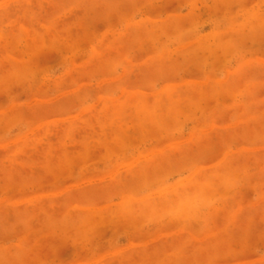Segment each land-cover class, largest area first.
I'll list each match as a JSON object with an SVG mask.
<instances>
[{
	"label": "rangeland",
	"instance_id": "1",
	"mask_svg": "<svg viewBox=\"0 0 264 264\" xmlns=\"http://www.w3.org/2000/svg\"><path fill=\"white\" fill-rule=\"evenodd\" d=\"M0 264H264V0H0Z\"/></svg>",
	"mask_w": 264,
	"mask_h": 264
}]
</instances>
